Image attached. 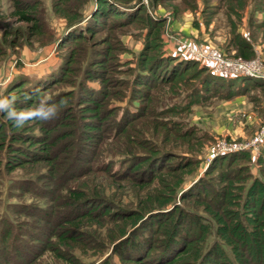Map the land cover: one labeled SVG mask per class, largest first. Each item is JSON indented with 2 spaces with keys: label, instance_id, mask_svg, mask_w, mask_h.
<instances>
[{
  "label": "rangeland",
  "instance_id": "obj_1",
  "mask_svg": "<svg viewBox=\"0 0 264 264\" xmlns=\"http://www.w3.org/2000/svg\"><path fill=\"white\" fill-rule=\"evenodd\" d=\"M14 1L16 0H0V91L22 74L27 76L47 73L59 66H66L74 52L76 62L72 65L73 72L68 82L55 87L45 96L53 97L72 88L77 89L78 84L89 83L87 74L96 69L94 59L110 46L112 58L107 67L108 72L105 73L109 81L108 86L104 87L100 80H94L90 85L108 90L110 96L106 101V109L115 107V114L104 124L106 139L100 137L95 146L89 147L90 143H87V154H84L85 144L77 140L76 144L82 145L83 151L81 166L94 168L109 160L112 166L116 164V168L120 163L119 169L122 170L126 163L134 166L133 164L149 155V150L160 151L159 158H162L164 164L172 157L175 158L172 161L175 165L181 158L193 159L195 167L192 173L186 172L183 184V189L190 191L189 199L182 200L179 196L181 190H178L175 203L167 205L164 210L177 205L202 216L204 221H211L204 244L209 247L216 242L222 243L229 254L232 245H227L229 239L226 235L217 233V226H229L225 219L231 224L240 220L244 226L231 228L230 236L236 238L241 245L239 255L247 253L246 248L252 249L256 239L253 234L245 237L243 231L252 232L249 220L255 217V213L246 206H252L255 200L264 198V187L258 193L255 187L251 188L256 180L264 183V164L260 163L264 160V0H133L132 3L124 4L126 6L123 8L144 6L152 19L163 21L158 41L164 55L198 63L207 68L208 73L214 77L216 84H212L210 90H207L208 85L205 84L202 89L204 98L194 103H190L189 95L196 88L197 82H179L174 88L170 84H164L146 92L144 101L136 99L139 94L137 62L144 55H156V51H149L148 47L150 38L154 35L148 22L130 21L125 25L116 24L113 27L111 25L116 22L109 18L105 20L106 27L97 29L94 38L82 42L79 46L70 43L66 47H60L59 44L72 27L61 15L59 1L34 0L40 5L39 18L44 29L41 36L31 35L30 27L12 16ZM94 1L68 0L64 3V8L70 15L82 14L87 19L94 8ZM114 1L116 4L122 2ZM125 10L131 11L130 8ZM122 20L125 21L126 17ZM235 34H239L242 42L254 50L253 59L245 60L240 56ZM213 56L233 64L242 63L250 71H258L260 77L237 76L233 73L218 75L214 72L218 62L206 60ZM166 66L161 72L166 70ZM168 70V74L165 72L163 76H172L171 68ZM219 77H225L227 80L216 79ZM239 77L242 80H235ZM233 81H237L232 89L235 93L229 91V85ZM148 96L150 101H147ZM131 100L141 107L142 117L135 121L129 117L131 119L128 121L133 125L127 126V132L117 131L115 137L110 139L112 130L117 126L116 118L120 117ZM183 102L185 105L180 107L177 114H173V106ZM78 106L77 104L79 110ZM67 128L70 129L71 126ZM67 128H59L58 131H61L62 135L69 130ZM185 131L193 132L190 139L183 137ZM68 140L61 142L60 150L67 149ZM89 151L91 153H88ZM240 153H247L248 157L234 161ZM67 154L70 156L68 161L74 159L73 147L60 158ZM224 157H229L231 163L223 169H216L215 162ZM240 167L248 169L249 177L247 173L240 178L232 176V172ZM222 170L229 171L232 178L223 182L220 175ZM46 173L48 168L44 166L27 167L14 172L0 167V222L6 218L14 224L15 232L17 230L18 236L22 238L20 240H30L32 231L36 232L34 236L42 238L46 232L55 228L54 224L65 218L68 208L63 197L68 196L65 191L68 186L72 189L87 186L91 192L95 189L101 190L107 199L114 201L120 209L129 210L141 208L140 205L148 195L154 197L153 194L161 190L160 184L157 183L142 189L143 182L137 184L125 178L109 176L104 171H92L75 178L69 175L70 179L62 178L56 185L51 184L54 181H51L50 177H45L43 181H37L42 185L39 193L27 191L34 186L26 183L28 180H39ZM201 181L207 185L210 193L207 200L198 201L190 196L198 190L203 192V185H199ZM226 192L227 198L224 196ZM153 197V206H161V201ZM26 209L31 211L25 214ZM219 211L226 212L222 216L223 212ZM82 228L84 232L92 235L99 231L103 237L85 239L71 251L61 247L62 252L67 251V261L57 259L51 252H39L40 255L34 262L28 264H100L108 258L110 264H126L113 252L111 242L106 239V236L113 232L111 224L89 221ZM23 245L20 250L24 252L26 248ZM250 255L251 252L246 254L247 257ZM70 260H73V263Z\"/></svg>",
  "mask_w": 264,
  "mask_h": 264
},
{
  "label": "trees",
  "instance_id": "obj_2",
  "mask_svg": "<svg viewBox=\"0 0 264 264\" xmlns=\"http://www.w3.org/2000/svg\"><path fill=\"white\" fill-rule=\"evenodd\" d=\"M56 1H59L61 15L67 19L68 24L72 27L59 44L60 47H66L70 43L79 46L82 42L94 38L97 29L106 27L105 20L109 18L116 22L111 25L113 27L116 24L125 25L130 21L148 22L149 28L155 35L150 38L151 42L148 47L149 51H156V55L152 57L144 55L137 62L139 70L137 91L139 94H137L136 99L145 100L146 92L150 91L151 88H160L164 84H170L174 88L179 82L183 84L197 82L200 87H197V84L194 93L189 95L190 103H194L204 98L202 89L205 84L208 85L207 90L211 89L212 84H216L214 77L208 73L207 68L190 60L166 56L164 52H161L158 36L164 25L163 21L152 19L144 6L141 8L130 6L131 11L127 12L125 9L129 8H123L126 6L124 4L132 3L133 0H122L120 4H116L114 0H95L94 8L87 19L82 14L70 15L68 10L64 8V3L68 0ZM13 9L12 16L27 24L31 29V35L41 36L44 33L39 18L40 5L37 1L16 0L13 2ZM124 17H126L125 21L122 20ZM235 36L240 56L245 60L253 59L254 50L247 43L242 42L239 34H235ZM111 58L112 48L108 46L94 59L96 69L87 74V77L90 78L89 83L78 84L77 89L72 88L70 91L53 97L47 98L45 95L53 91L55 87L68 82L73 72L72 65L76 62V52L69 57V62L64 67L62 65L61 68L59 66L42 74L27 76L22 74L19 78L10 81L0 91V167L5 170L8 169L10 172L27 167L44 166L48 168V173L43 178L31 179L26 182L34 185L27 191L33 190L36 193L42 189V185L38 184L37 181H43L45 177H50L49 179L54 181L51 184L56 185L57 181L62 178L70 179L69 175L75 178L87 175L92 171H104L109 176L125 178L133 183L137 182V184L143 182L142 189L157 183L160 184L161 190L153 194L154 197L148 195L140 205L141 208L129 210L120 209L114 201L107 199L101 190L95 189L91 192L87 186L82 189H72L68 186L65 189L68 196L63 197L65 206L68 208L67 215L54 224L55 228L48 233L46 232L42 238L34 236L36 232L32 231L30 240H20L22 238L18 236L17 230L15 232L14 224L6 218L1 220L0 264L32 263L40 255L39 252H51L57 259L67 261L68 258L65 256L67 251L63 250L64 252H62L61 247L71 251L76 244L83 243L85 239L94 236L103 237L99 231L92 235L82 230L85 223L89 221H98L113 226V232L106 236V239L111 242L113 252L118 254L126 264H264V198L255 200L252 206H246L255 213V217L249 220L252 225V232L243 231L245 237L253 234L256 239L255 246L250 250L249 248L245 250L248 251L247 253L251 252L250 257L246 256L247 253L239 255L241 245L236 238L230 236L231 228L244 226L242 221L236 220L231 224L225 219V223H229V226L226 227L225 224L217 226V233L226 235L229 239L227 245L230 247L232 245L229 248V254L222 243L216 242L209 247L204 244L207 230L212 224L211 221H204L202 216L177 205L164 210L167 205L175 203L178 190H181L179 196L182 200L189 199L190 191L183 189V184L186 172L192 173L195 167L193 159L181 158L175 165L172 164V161L175 160L172 157L169 162L164 164L162 158H159L160 151L149 150V155L133 164L134 166L131 163H126L122 170L119 169L120 163L116 168V164L112 166L109 160L94 168L81 166L83 151L81 150L82 145L76 144L77 140L81 141V144H85L83 148L86 152L87 143H90L89 147L95 146L101 139L100 137L106 139L104 124L115 114V107L106 109V101L110 96L108 90L90 85L92 81L100 80L104 87L108 86L109 81L105 73L108 72L107 67ZM165 65H167L166 70L161 72ZM169 67L172 70V76H163L165 72L168 74ZM216 79L227 80L225 77ZM203 80L204 82L201 84ZM235 80L240 81L242 78L239 77ZM236 82L233 81L229 85L231 93H235L232 89ZM147 101H150V96H148ZM182 105H185V102L173 106L172 113L177 114ZM45 113L46 116L43 115ZM142 114L139 104L134 100L128 102L123 113L118 119L116 118L117 126L112 130L109 138L113 139L117 131L126 133L127 126L133 125L128 119L133 118L132 121H135V119L141 118ZM53 119L55 122L51 123ZM172 123L175 124L176 122ZM70 126V129L67 128ZM121 126H124L123 129L120 128ZM169 127H171V123ZM59 128L69 130L61 135L62 132L58 131ZM191 134H193L192 131H185L183 137L190 139ZM68 139H73V141ZM65 140H68L66 144L69 146L67 149L60 150L62 149L61 142ZM71 147L74 150V159L68 161L70 158L68 154L61 159L60 156L67 153ZM247 157V153H240L237 158H234V161L237 162L238 159ZM231 161L229 157H224L215 162V167L216 169H223ZM260 163L264 164V160H261ZM244 168L240 167L235 170L232 172L233 175L227 170H222L220 173L222 181L225 182L232 176L240 178L246 173L249 177L248 169ZM143 176L147 178L143 179ZM253 183L251 188L255 187L257 193L264 187L262 181L256 180ZM199 185H203V192L198 190L196 194H191L190 197L198 201L207 200L210 193L209 188L202 181ZM224 196L227 198L228 193ZM152 197L160 200L161 206H153L155 201ZM214 199L216 200V198ZM17 211L21 212L22 210ZM30 211L26 209L24 213ZM221 212H223V216L226 211H219V213ZM22 244L26 248L24 252L20 250ZM70 262L73 263V260ZM100 264H110V258Z\"/></svg>",
  "mask_w": 264,
  "mask_h": 264
},
{
  "label": "built area",
  "instance_id": "obj_3",
  "mask_svg": "<svg viewBox=\"0 0 264 264\" xmlns=\"http://www.w3.org/2000/svg\"><path fill=\"white\" fill-rule=\"evenodd\" d=\"M206 60H209L210 62H212L211 60H213L214 62H218L215 67V71L216 74L218 75H228L229 73H233L237 76H253L254 78H259L260 76H258V71H253V70H249V68L245 67L244 64H233V63H229L226 61H223L221 58L219 57H211V58H207Z\"/></svg>",
  "mask_w": 264,
  "mask_h": 264
},
{
  "label": "clouds",
  "instance_id": "obj_4",
  "mask_svg": "<svg viewBox=\"0 0 264 264\" xmlns=\"http://www.w3.org/2000/svg\"><path fill=\"white\" fill-rule=\"evenodd\" d=\"M33 115H35V114H33ZM43 115H45V116H46L47 114L45 113V114H43Z\"/></svg>",
  "mask_w": 264,
  "mask_h": 264
},
{
  "label": "crops",
  "instance_id": "obj_5",
  "mask_svg": "<svg viewBox=\"0 0 264 264\" xmlns=\"http://www.w3.org/2000/svg\"><path fill=\"white\" fill-rule=\"evenodd\" d=\"M42 74V73H41Z\"/></svg>",
  "mask_w": 264,
  "mask_h": 264
}]
</instances>
